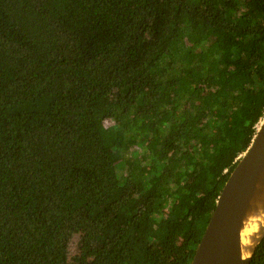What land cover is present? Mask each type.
I'll return each instance as SVG.
<instances>
[{
    "label": "trees",
    "instance_id": "obj_1",
    "mask_svg": "<svg viewBox=\"0 0 264 264\" xmlns=\"http://www.w3.org/2000/svg\"><path fill=\"white\" fill-rule=\"evenodd\" d=\"M263 117L264 0H0V264H190Z\"/></svg>",
    "mask_w": 264,
    "mask_h": 264
},
{
    "label": "water",
    "instance_id": "obj_2",
    "mask_svg": "<svg viewBox=\"0 0 264 264\" xmlns=\"http://www.w3.org/2000/svg\"><path fill=\"white\" fill-rule=\"evenodd\" d=\"M264 204V117L247 150L225 181L190 264H250L242 255L241 228L251 209Z\"/></svg>",
    "mask_w": 264,
    "mask_h": 264
},
{
    "label": "bare ground",
    "instance_id": "obj_3",
    "mask_svg": "<svg viewBox=\"0 0 264 264\" xmlns=\"http://www.w3.org/2000/svg\"><path fill=\"white\" fill-rule=\"evenodd\" d=\"M264 226V204L248 211L241 228L242 255L247 257L252 252Z\"/></svg>",
    "mask_w": 264,
    "mask_h": 264
},
{
    "label": "rangeland",
    "instance_id": "obj_4",
    "mask_svg": "<svg viewBox=\"0 0 264 264\" xmlns=\"http://www.w3.org/2000/svg\"><path fill=\"white\" fill-rule=\"evenodd\" d=\"M262 119H263V118H262ZM262 119L260 120L258 126L260 125ZM111 123H112L111 120H107V121H105V124H106L107 126H109ZM77 241H78V236L75 235V236L72 237V239H71L70 242H69L68 252H69V255H70V256H74V255L77 253V251H78ZM96 253H97V250H96V249H94V248H90L89 251H88V257H89V258H92Z\"/></svg>",
    "mask_w": 264,
    "mask_h": 264
}]
</instances>
